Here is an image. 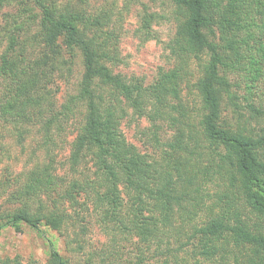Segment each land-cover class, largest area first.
I'll return each instance as SVG.
<instances>
[{
  "label": "trees",
  "instance_id": "16d2710c",
  "mask_svg": "<svg viewBox=\"0 0 264 264\" xmlns=\"http://www.w3.org/2000/svg\"><path fill=\"white\" fill-rule=\"evenodd\" d=\"M11 1L0 0V11ZM33 1L40 21L29 44L43 48L32 59L8 34L0 54V117L39 125L45 146L54 142L52 131L71 126L76 133L66 167H57L46 147L47 162L11 180V205L0 210V227L35 229L48 242V264H71L46 229L83 227L90 216L99 226L125 229L144 242L160 240L180 232L175 205L192 200L194 208H204L201 223L193 225L200 255L209 258L234 246L241 256L233 252V264H264V126L254 132L246 122L233 123L222 105L225 95L231 101L235 96L231 74L246 70L251 81L264 84V0H171L175 63L148 84L114 70L121 55L109 13ZM76 56L82 70L75 92L57 108L48 76L55 63L70 72ZM184 87L197 96L200 107L193 113L181 101ZM130 111L149 118L159 146L158 122L176 129L159 156L126 141L121 123ZM250 111L263 114L252 106ZM87 158L90 173L79 169Z\"/></svg>",
  "mask_w": 264,
  "mask_h": 264
},
{
  "label": "rangeland",
  "instance_id": "374dc122",
  "mask_svg": "<svg viewBox=\"0 0 264 264\" xmlns=\"http://www.w3.org/2000/svg\"><path fill=\"white\" fill-rule=\"evenodd\" d=\"M47 1L57 9L69 7L92 14L99 11L109 13L108 27L115 28L119 35L121 55V62L114 70L126 77H139L148 84L155 79L159 69L169 68L175 63L169 48L177 29L175 5L171 0ZM39 21L40 8L33 0H12L6 4L0 11V54L8 45V34L11 32L19 44L27 47L26 53L30 58L41 54L43 47L37 45L31 48L29 44ZM250 45L256 46V43L251 41ZM81 70L79 56L74 58L70 72L63 64H54L48 76L47 90L57 108L67 95L75 92ZM230 79V89L235 96L231 101L225 95L222 102L225 117L233 123L246 122L254 132L259 131L264 126V108H261L264 107V84L259 80L251 81L246 70L231 74ZM2 92L0 82V96ZM180 98L188 104L187 109L191 113L199 110L197 96L189 93L185 87ZM251 106L263 110V114L250 111ZM158 123L162 127L159 133L161 146L154 142L151 122L145 116L139 117L130 111L121 123V131L128 143L154 158L160 155L166 141L173 139L176 132L168 122ZM75 133L71 126H65L60 132L52 131L54 142L45 146L39 125L27 123L19 126L0 117V210L11 205L9 191L14 188L9 186L11 180L19 178L34 165L48 161L46 147L52 148L53 163L57 167H66ZM63 169L59 168V172L62 173ZM79 169L90 173L93 169L91 161L84 159ZM3 184L7 187L5 191ZM192 203V200H186L181 205H175L172 219L180 232L175 236L165 234L160 240L144 242L125 229L111 230L102 224L99 226L90 216L85 218L83 227L76 224L68 230L46 229L45 234L71 264H86L87 261L93 264H233V252L241 256L234 246H228V251H217L209 258L199 254L198 237L193 236V225L201 223L204 208H194ZM48 257V242L35 229L27 225H22L21 230L10 226L0 227V264L6 259L11 261L9 264H48Z\"/></svg>",
  "mask_w": 264,
  "mask_h": 264
}]
</instances>
